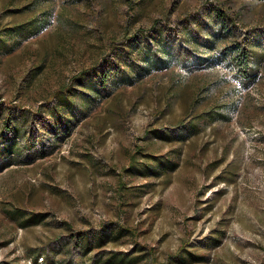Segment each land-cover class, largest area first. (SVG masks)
Masks as SVG:
<instances>
[{
    "label": "rangeland",
    "instance_id": "obj_1",
    "mask_svg": "<svg viewBox=\"0 0 264 264\" xmlns=\"http://www.w3.org/2000/svg\"><path fill=\"white\" fill-rule=\"evenodd\" d=\"M197 26L200 44L177 35ZM154 28L172 51L159 62L152 49L132 81L116 74L130 61L121 49L135 38L146 50ZM8 31L0 126L10 107L25 125L0 158V264H92L111 251L180 264L184 250L182 264H264V0H0ZM245 38L248 76L231 53ZM62 94L75 95L61 113L72 121L52 128L45 110ZM207 110L199 133L181 130Z\"/></svg>",
    "mask_w": 264,
    "mask_h": 264
},
{
    "label": "trees",
    "instance_id": "obj_2",
    "mask_svg": "<svg viewBox=\"0 0 264 264\" xmlns=\"http://www.w3.org/2000/svg\"><path fill=\"white\" fill-rule=\"evenodd\" d=\"M19 26V25H18ZM27 26H23V28L26 29ZM199 27L197 26L195 29L193 28H181L177 35H180L184 38V40L188 43H197L200 44V35L196 31H198ZM12 30V29H11ZM156 30V34H149L148 32H144V46L147 47L146 50H142L141 42L134 38L135 46L134 49H131L128 46H124L121 50L122 53H119V60H123L126 56L129 58V62L125 64L119 63V68L116 72V74L123 76H126V79L128 81L130 80V76L132 75V72L135 71L136 75L142 76L146 74L149 70L144 67L145 61L147 59H150L152 56V49H155V54L158 56V61L162 62L166 55L169 54L172 51V37L169 36V34L163 33L162 30H158L157 28H154ZM182 30V32H181ZM5 31V30H4ZM181 32V33H180ZM5 33V32H4ZM147 33V34H146ZM15 34V32L8 31L6 34H2L0 36V40L3 39L2 37L9 36ZM20 34V33H19ZM18 34V36H19ZM25 36H28L25 34ZM195 37V38H194ZM199 37V38H198ZM21 39V38H20ZM20 39L14 40L15 42H19ZM245 43H240L241 47H236L237 49L231 50L232 53V59L233 62L237 68L238 71L244 73L245 75H250L253 70V59L255 58L256 50L253 47V43L250 42V39L245 38ZM202 42H204L205 45H211L213 47L215 41L210 36H206L205 39L202 38ZM129 43L128 45H130ZM143 46V47H144ZM188 47V46H186ZM189 47H191L189 45ZM15 49V45H9L6 48V51H11ZM187 51V50H186ZM2 52V49L0 48V53ZM133 52L131 55L130 53ZM125 55V57H124ZM117 60V61H119ZM121 72V74L119 73ZM110 73L111 72H102L99 76H96L97 78L94 79V82H90L91 86L94 87V89L100 93L102 89H106V86H109L108 80L110 79ZM123 73V74H122ZM86 79V76L83 77ZM100 85V86H97ZM75 95L74 96H68L66 94L59 95L57 97V103H55L52 106H49L45 111L49 113L51 119L53 120L52 123L48 124L51 125L52 128H57L58 124H65L67 125V121H72L71 118H63L61 116L62 113V107L70 108L71 110L75 109ZM87 101V100H86ZM2 105L0 104V113L3 112L1 110ZM83 108V106H82ZM80 108V109H82ZM216 111V110H213ZM213 111L207 110L203 111L201 113L192 115L191 118L187 121L186 124H181L182 128L181 130L183 132H186L188 134H197L199 133L203 127L204 124H209L213 119ZM16 110H12V107L9 108V116L8 119L1 124L0 126V158L4 159L7 158L10 159V157L16 153L17 150V140L20 138L21 135H23L22 128L20 122H17L16 120ZM25 125V124H24ZM59 127V126H58ZM51 129V128H46ZM180 130V131H181ZM59 132V131H57ZM62 134V133H61ZM59 138V136H58ZM30 142V138L27 139V143ZM55 142L54 144L56 145ZM14 218L19 216V213L15 210H12L10 212ZM28 221H33L31 217L26 218ZM217 242L219 240H216ZM42 252H38L35 254H31V258L34 259V261L38 262V254ZM42 260L44 259V256H41ZM100 257V256H99ZM175 257V261L179 262L180 264L184 263V260L190 258V252L188 250H184L183 252L179 253V255L173 256ZM101 259H105V262H109L111 264H132L135 262V258L133 256H130L128 253L121 252V251H111L106 256H102L99 259H96L92 262V264H97Z\"/></svg>",
    "mask_w": 264,
    "mask_h": 264
}]
</instances>
